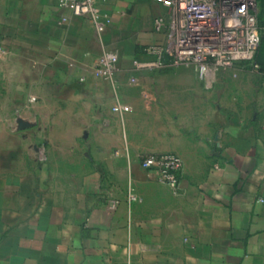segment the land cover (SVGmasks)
<instances>
[{
  "label": "crops",
  "instance_id": "1",
  "mask_svg": "<svg viewBox=\"0 0 264 264\" xmlns=\"http://www.w3.org/2000/svg\"><path fill=\"white\" fill-rule=\"evenodd\" d=\"M97 1L111 19L102 39L56 0H0V106L8 108L0 117V264H264V119L251 101L224 104L215 95L222 71L209 85L185 67L197 86L143 84L125 101L132 74L173 67L155 66L147 52L166 45V26L157 30L155 20L169 11L151 0ZM104 49L119 53L116 87L91 67ZM193 91L213 99V119L193 117ZM263 98L261 90L262 114ZM117 99L132 109L123 120L112 112ZM131 114L143 124L182 125L167 152L147 153L181 157L178 190L154 171H133L125 146L113 155L92 149L101 158L81 179L89 167L76 158L84 130L112 115L125 126ZM128 171L167 195L139 196Z\"/></svg>",
  "mask_w": 264,
  "mask_h": 264
},
{
  "label": "built area",
  "instance_id": "2",
  "mask_svg": "<svg viewBox=\"0 0 264 264\" xmlns=\"http://www.w3.org/2000/svg\"><path fill=\"white\" fill-rule=\"evenodd\" d=\"M151 1L161 4L169 11L167 20H155L157 30L166 26V45L147 49L149 54L158 57L155 66L162 67L164 61L168 60L173 66L194 68L198 79L210 85L220 71L239 62L256 60L262 30L258 0ZM56 2L60 9L69 11L75 17L87 19L98 38L102 39L111 19L103 16L97 0ZM119 61L118 52L104 49L91 66L94 75L116 87ZM255 68L261 69L258 64H255ZM261 73L264 84V69ZM83 80L84 78L81 79ZM131 111L130 106L118 99L112 108V112L122 120ZM141 167L154 171L161 183L178 190L183 170V160L178 155L147 154L141 160ZM132 198L134 199L133 196Z\"/></svg>",
  "mask_w": 264,
  "mask_h": 264
},
{
  "label": "rangeland",
  "instance_id": "3",
  "mask_svg": "<svg viewBox=\"0 0 264 264\" xmlns=\"http://www.w3.org/2000/svg\"><path fill=\"white\" fill-rule=\"evenodd\" d=\"M264 58V49L260 48L259 53L254 62H239L234 66L223 70L217 80V84L214 87L215 95L218 94V97H222L224 104L228 103L231 100H239L242 102L251 101L253 104L252 110L256 116L262 117L264 119V113L258 112V97L261 90H264V85L262 84V73L255 68L257 61H261ZM173 66V65H172ZM164 72L156 73L155 75L148 76H139L138 74H132L131 80L134 79V82L129 81L125 84V91L123 92V98L125 101L126 97H131L133 94L130 90H138L139 87L143 84H153V85H167L172 84H185L191 86H197L198 82L196 80L195 73L192 70L186 69L185 67L173 66L171 69H164ZM160 71V70H159ZM162 71V70H161ZM157 72V71H155ZM129 77V78H130ZM5 79V80H4ZM6 87V77H0V98L3 96V99L6 100L7 91L4 90ZM130 91V92H129ZM134 96V95H133ZM192 105L195 109L193 117L199 122L203 120V117H208V115L214 118L215 104L212 102L213 99L209 102H204L200 97H195V92H192ZM219 99V98H218ZM182 100V98L180 99ZM262 105L264 106V98L262 99ZM5 103V102H4ZM197 108V109H196ZM242 111V109H241ZM8 108L0 106V117L6 116ZM224 115L226 116L229 112L228 108L223 109ZM213 123V122H212ZM199 125L193 124V127H205L207 126L204 123H198ZM6 131V125H2ZM100 126V127H99ZM179 126V125H176ZM175 125L168 124H143L139 116L131 114L126 119V124L123 126L115 116H110L106 123L103 125H96L90 127V129H85L84 134L81 136L79 141V156L76 157L79 161V167L82 169L85 165L89 166L88 171L80 172L81 179L88 174H92L91 165L97 164L101 156L91 155V150L95 148L97 153H101L104 149L109 150L110 155H113L118 150L123 149L125 146V163L130 164L133 171L135 169H142L141 160L147 154L151 152L161 153L167 152L168 148V139L173 136V129ZM176 127L177 128H181ZM1 129V128H0ZM178 132V129L176 133ZM195 139L198 138L197 135L193 136ZM88 152V156L86 155ZM58 158V162H62L61 168H63L64 178L67 176L68 164L63 162ZM126 164V165H127ZM132 174V177H131ZM128 188L130 187V181H133V188L135 193H138L139 196H148V195H161L166 196L162 190L152 184L143 183L145 181L153 180L148 178L145 175L140 177H135L134 173L128 171L127 173ZM159 180V179H158ZM64 192H71L75 190L83 191V188H64Z\"/></svg>",
  "mask_w": 264,
  "mask_h": 264
},
{
  "label": "trees",
  "instance_id": "4",
  "mask_svg": "<svg viewBox=\"0 0 264 264\" xmlns=\"http://www.w3.org/2000/svg\"><path fill=\"white\" fill-rule=\"evenodd\" d=\"M259 2V5H260V10H261V13H260V25L262 27V30H261V47H263L264 49V0H258ZM260 50V49H259ZM259 66H260V62L257 61V63ZM260 70L264 69V67H261L260 66Z\"/></svg>",
  "mask_w": 264,
  "mask_h": 264
}]
</instances>
